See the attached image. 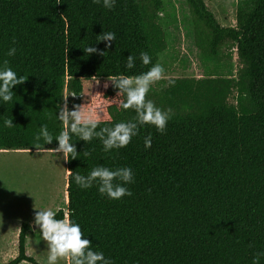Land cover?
I'll list each match as a JSON object with an SVG mask.
<instances>
[{
    "label": "trees",
    "instance_id": "1",
    "mask_svg": "<svg viewBox=\"0 0 264 264\" xmlns=\"http://www.w3.org/2000/svg\"><path fill=\"white\" fill-rule=\"evenodd\" d=\"M185 2L200 52L213 58L223 46L235 48L236 77L169 79L156 100L170 110L164 131L138 126L123 148L105 152L99 137L69 134L77 156L65 160L66 213L112 264H251L264 251V0H236L229 27L203 0ZM162 9L163 0H116L111 10L92 0H0V68L25 78L12 86V100L0 103V150L57 148L63 93L80 96L85 79H102L91 108L94 132L134 121L135 111L120 108L125 97L110 79L156 64L166 47ZM105 32L116 37L107 49L98 41ZM88 45L103 56L86 54ZM141 52L151 57L148 65ZM130 55L134 65L127 69ZM5 119L13 126L5 127ZM42 125L53 136L50 144L35 139ZM96 166L130 168L133 182L124 186L131 195L109 199L96 185L82 189L72 180ZM64 214L58 209L55 218ZM29 228L20 225L17 254L4 264H36L25 251Z\"/></svg>",
    "mask_w": 264,
    "mask_h": 264
},
{
    "label": "rangeland",
    "instance_id": "2",
    "mask_svg": "<svg viewBox=\"0 0 264 264\" xmlns=\"http://www.w3.org/2000/svg\"><path fill=\"white\" fill-rule=\"evenodd\" d=\"M203 1L221 26L235 25L236 0ZM158 22L165 34L166 47L158 54L156 64L161 65L164 72L160 80L150 85L145 100H151L156 106L158 96L171 78L236 77L239 61L235 48L223 46L217 57L206 58L196 46L193 23L185 0H163ZM100 81L102 79H85L84 90L77 97L64 92L63 106L66 103L67 109L70 106L72 110L82 108L94 115L91 109L94 89ZM77 99L78 106L70 105V101ZM228 102L235 103L234 92L230 94ZM53 150H0V231L6 230L4 243H0V264L17 254L19 229L16 233L17 229L13 228L17 217L35 216L37 211L48 209L67 212L66 203L63 202L67 178L65 158L62 152ZM25 246L26 254L36 264H46L48 242L42 238L35 223L34 236L28 234ZM57 264L66 262L58 259Z\"/></svg>",
    "mask_w": 264,
    "mask_h": 264
},
{
    "label": "clouds",
    "instance_id": "3",
    "mask_svg": "<svg viewBox=\"0 0 264 264\" xmlns=\"http://www.w3.org/2000/svg\"><path fill=\"white\" fill-rule=\"evenodd\" d=\"M94 4H102L111 10L116 0H92ZM115 33L105 32L98 37V41L105 42L107 49L110 42L115 40ZM86 54L95 53L103 56V51H98L95 47L86 46L83 48ZM16 49L9 48L8 56L15 55ZM139 59L143 65L151 62V57L146 52H141ZM7 64V61H4ZM134 57L130 55L126 61V68L132 69ZM164 69L161 65H153L147 72L135 76L119 75L110 80L114 82L116 88L120 90L125 99L120 103V108L133 109L136 113L134 121L119 122L112 128H102L100 132H94L97 127V119L94 115L85 112L82 108L69 111L65 106L61 107L59 120L64 125V130L55 139L58 141V148L53 151L63 153L65 160L75 159L77 153L74 146L70 144V133L79 135L84 141H91L93 137H99L103 145V151L119 149L128 145L131 138L137 135L138 126L144 124L153 125L157 132H163L170 110L162 111L154 106L151 100H145L150 85L161 79ZM25 78L17 76L11 68H0V103L12 100V86L22 84ZM106 86V85H105ZM75 95V94H73ZM69 96V95H68ZM67 96L64 98L66 102ZM5 127H12V119L4 120ZM106 133V137L103 135ZM43 138L44 143H51L53 136L48 132L47 126L42 125L40 132L35 139L39 141ZM151 146V135L144 138L145 149ZM88 153H85L87 156ZM71 174V173H70ZM72 180L82 189H87L93 185L97 186L100 194L106 195L109 199H120L123 196H130L131 192L124 186L133 182L132 170L128 167H120L111 170L107 167L96 166L87 175L79 173L71 174ZM119 181V183H114ZM56 212L52 209L39 210L35 213L34 223L39 226L40 234L48 242V255L46 264H57L58 259L65 260L66 264H112V261L104 256L102 252H94L89 247V240L82 239L80 226L69 219L67 213L62 219H56ZM264 257V251L253 256L251 264H260Z\"/></svg>",
    "mask_w": 264,
    "mask_h": 264
},
{
    "label": "crops",
    "instance_id": "4",
    "mask_svg": "<svg viewBox=\"0 0 264 264\" xmlns=\"http://www.w3.org/2000/svg\"><path fill=\"white\" fill-rule=\"evenodd\" d=\"M22 150H25V149H22ZM43 150V149H41ZM66 174H67V170H66ZM67 176V175H66ZM64 199H63V202L67 203V196H66V191L64 190ZM34 215V214H33ZM15 226L13 227L14 229H17L16 230V233L18 231V229L20 228V225L22 223H26L30 226V228L28 229V231L26 232V235H25V244H26V240H27V236L28 234H31L32 236H34V216H31V215H23V216H20V217H17L15 219ZM19 232V231H18ZM6 236V230L4 231H0V243H2L4 240L3 238ZM18 236V235H17ZM4 243V242H3ZM17 244V243H16ZM26 247V246H25ZM17 249V247H16ZM26 251V249H25ZM23 262V261H22ZM21 263V262H20ZM19 263V264H20Z\"/></svg>",
    "mask_w": 264,
    "mask_h": 264
}]
</instances>
